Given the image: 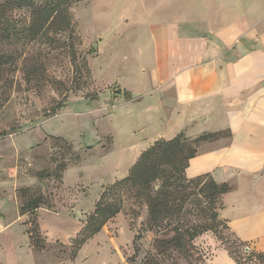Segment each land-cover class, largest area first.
Listing matches in <instances>:
<instances>
[{"label": "rangeland", "instance_id": "obj_1", "mask_svg": "<svg viewBox=\"0 0 264 264\" xmlns=\"http://www.w3.org/2000/svg\"><path fill=\"white\" fill-rule=\"evenodd\" d=\"M157 1L74 3L71 31L35 40L28 35L30 9L5 13L15 36H0V234L10 220L29 237L17 250L23 264H75L82 249L83 264H212L221 249L241 264H258L219 220L221 201L215 211L204 209L207 199L196 187L187 189L190 195L175 191L172 210L158 225L149 222L145 198L131 192L124 210L75 249L102 193L127 178L139 159H132L134 143L151 140L126 103V88L134 83L124 74L136 61L124 58L155 17L166 18L153 12ZM159 188L160 182L151 193ZM39 197L43 204L25 213V203ZM175 199L180 214L173 211ZM205 227L210 230L195 235Z\"/></svg>", "mask_w": 264, "mask_h": 264}, {"label": "crops", "instance_id": "obj_2", "mask_svg": "<svg viewBox=\"0 0 264 264\" xmlns=\"http://www.w3.org/2000/svg\"><path fill=\"white\" fill-rule=\"evenodd\" d=\"M153 9L166 18L155 17L124 58L136 61L123 73L134 83L126 103L151 139L134 143L131 158L158 139L219 134L198 146L186 177L228 184L220 219L246 252L264 253V0H160ZM4 226L0 264H23L17 250L29 237ZM87 257L82 249L75 264ZM212 264L239 263L221 249Z\"/></svg>", "mask_w": 264, "mask_h": 264}, {"label": "trees", "instance_id": "obj_3", "mask_svg": "<svg viewBox=\"0 0 264 264\" xmlns=\"http://www.w3.org/2000/svg\"><path fill=\"white\" fill-rule=\"evenodd\" d=\"M42 1V5H37L36 0H4L0 3V36L4 40H11L12 36H15L11 33L9 23L4 20L5 13L24 8L31 10L32 19L28 35L32 40L47 35L49 31H53L55 34L71 31L73 22L70 7L74 3L85 0ZM0 63L5 64V60L1 57ZM125 96L127 101L132 98L129 92H125ZM64 107V103L59 104L52 111L56 113ZM218 136L220 135L207 134L196 139H189L184 134H179L172 140L156 141L140 155L127 178L105 189L96 204L95 211L90 215L87 224L76 237L74 241L75 249L79 250L88 240L99 234L110 221L118 216L124 210L130 193L134 191L137 192L136 197L145 198L144 203L147 204L149 222H153L155 225L163 221L168 216L169 211L172 210L168 204L172 200L171 196L178 189L184 190L185 195H190L191 193H188L187 189L196 187L198 192L207 199V202L204 203V209L215 211V207L220 201L222 208V197L231 189L228 184H218L207 177L195 180H188L186 177L189 162L197 155L198 146L202 142ZM159 182L160 188L153 195L151 191L154 185ZM173 202L176 203L173 211L180 214L183 210L181 201L175 199ZM42 204L43 200L40 197L31 199L25 203L23 211L25 213L33 212ZM213 218L216 220L218 218L217 214L214 213ZM208 230H210V227H205L195 235ZM179 232L181 231L178 230L177 234ZM178 238V240L181 239L180 234ZM246 255L249 260L264 264V253L246 252Z\"/></svg>", "mask_w": 264, "mask_h": 264}]
</instances>
